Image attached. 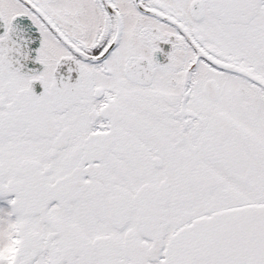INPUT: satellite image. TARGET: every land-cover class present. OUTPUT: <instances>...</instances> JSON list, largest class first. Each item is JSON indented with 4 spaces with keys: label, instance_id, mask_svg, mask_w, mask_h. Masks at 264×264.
Listing matches in <instances>:
<instances>
[{
    "label": "snow or ice",
    "instance_id": "obj_1",
    "mask_svg": "<svg viewBox=\"0 0 264 264\" xmlns=\"http://www.w3.org/2000/svg\"><path fill=\"white\" fill-rule=\"evenodd\" d=\"M0 264H264V0H0Z\"/></svg>",
    "mask_w": 264,
    "mask_h": 264
}]
</instances>
